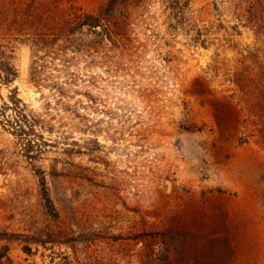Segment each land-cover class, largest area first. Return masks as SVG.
I'll use <instances>...</instances> for the list:
<instances>
[{"label": "rangeland", "instance_id": "374dc122", "mask_svg": "<svg viewBox=\"0 0 264 264\" xmlns=\"http://www.w3.org/2000/svg\"><path fill=\"white\" fill-rule=\"evenodd\" d=\"M189 1L216 40L208 48L173 42L152 0V24L109 44V64L98 59L92 83L64 98L33 80L31 48L13 44L19 95L55 129L29 152L0 127V264H140L142 231L189 216L203 232L227 224L232 264H264V137L245 113L236 129L221 97L242 59L217 45L254 42L249 0Z\"/></svg>", "mask_w": 264, "mask_h": 264}, {"label": "trees", "instance_id": "16d2710c", "mask_svg": "<svg viewBox=\"0 0 264 264\" xmlns=\"http://www.w3.org/2000/svg\"><path fill=\"white\" fill-rule=\"evenodd\" d=\"M151 1L0 0V127L15 135L29 152L39 146V138H45L44 130L55 129L19 95L13 44L31 48L33 80L64 98L69 87L92 83L91 69L98 59L103 65L109 64L113 52L108 50L109 44L112 50L125 47V41L152 24L155 16L150 14ZM157 1L162 5L167 35L173 42L182 39L187 46L208 48L216 41L195 17L189 0ZM247 5L250 8L244 13L250 19L243 26L253 31L254 42L246 46L217 42L220 48L233 49L243 66H238L233 80L234 93L221 98L236 124L245 113L264 137V0H249ZM233 27L242 34L238 25ZM80 35L91 38L81 39ZM4 87L9 90L8 98L1 93ZM45 199L54 208L49 192ZM190 223L189 216L179 224L167 220L161 229L142 231L134 240L142 245L140 264H232L235 246L225 222L223 230L216 233L203 232Z\"/></svg>", "mask_w": 264, "mask_h": 264}]
</instances>
